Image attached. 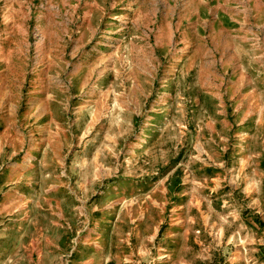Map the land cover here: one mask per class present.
Returning a JSON list of instances; mask_svg holds the SVG:
<instances>
[{
  "label": "rangeland",
  "instance_id": "1",
  "mask_svg": "<svg viewBox=\"0 0 264 264\" xmlns=\"http://www.w3.org/2000/svg\"><path fill=\"white\" fill-rule=\"evenodd\" d=\"M0 264H264V0H0Z\"/></svg>",
  "mask_w": 264,
  "mask_h": 264
}]
</instances>
